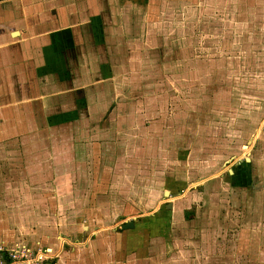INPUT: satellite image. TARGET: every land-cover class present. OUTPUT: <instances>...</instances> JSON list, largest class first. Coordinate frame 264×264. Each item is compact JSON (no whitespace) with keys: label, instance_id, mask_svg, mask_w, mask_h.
Returning a JSON list of instances; mask_svg holds the SVG:
<instances>
[{"label":"crops","instance_id":"crops-1","mask_svg":"<svg viewBox=\"0 0 264 264\" xmlns=\"http://www.w3.org/2000/svg\"><path fill=\"white\" fill-rule=\"evenodd\" d=\"M168 1L209 0H0V244H43L55 255L47 264H182L193 251L186 238L207 219L190 205L193 187L202 186L204 197L224 177L173 180L164 208L140 211L144 188L137 197L123 192L135 191L127 178L144 177L141 126L131 137L126 128L81 124L101 97L105 106L111 99L109 108L118 103L100 88L114 78L118 51L134 56L130 17L144 30ZM228 173L237 180L241 168ZM130 220L134 227L122 228ZM35 226L49 233L36 238Z\"/></svg>","mask_w":264,"mask_h":264},{"label":"rangeland","instance_id":"rangeland-1","mask_svg":"<svg viewBox=\"0 0 264 264\" xmlns=\"http://www.w3.org/2000/svg\"><path fill=\"white\" fill-rule=\"evenodd\" d=\"M159 9L144 30L130 17L134 56L120 58L118 51V66L108 74L114 78L100 88L118 103L109 108L111 99L105 106L101 97L81 124L114 133L126 128L131 137L141 126L144 177L127 178L135 191L123 192L137 197L138 185L144 188L140 211L164 208L163 191L173 180L224 177L223 184L213 179L204 197L202 186L193 187L190 205L199 209L198 220L207 219L198 228L189 223L196 228L186 238L193 251L184 252L182 264H264V0L168 1ZM235 167L237 180L228 173ZM104 179L97 181L103 190ZM159 224L168 230L171 223L161 218Z\"/></svg>","mask_w":264,"mask_h":264},{"label":"built area","instance_id":"built-area-1","mask_svg":"<svg viewBox=\"0 0 264 264\" xmlns=\"http://www.w3.org/2000/svg\"><path fill=\"white\" fill-rule=\"evenodd\" d=\"M54 257L52 249L40 243L13 247L0 244V264H47Z\"/></svg>","mask_w":264,"mask_h":264},{"label":"water","instance_id":"water-1","mask_svg":"<svg viewBox=\"0 0 264 264\" xmlns=\"http://www.w3.org/2000/svg\"><path fill=\"white\" fill-rule=\"evenodd\" d=\"M247 160H249V157L247 158ZM165 194H166V195L169 194V191L166 190V191H165ZM134 225H135V222H134L133 220H130V221H128V222H125V223L122 225V228H124V229H128V228H132V227H134Z\"/></svg>","mask_w":264,"mask_h":264}]
</instances>
